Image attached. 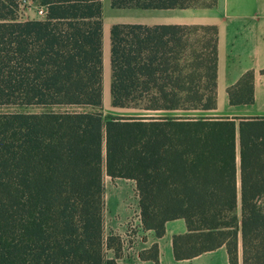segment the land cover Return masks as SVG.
<instances>
[{
  "label": "trees",
  "instance_id": "1",
  "mask_svg": "<svg viewBox=\"0 0 264 264\" xmlns=\"http://www.w3.org/2000/svg\"><path fill=\"white\" fill-rule=\"evenodd\" d=\"M33 1L44 14L19 19L17 0H0V264H139L118 254L120 234L103 236V174L133 181L142 229L184 220L174 259L223 245L228 264H264V116L213 113L216 26L110 24V105L126 112L104 115L100 0ZM226 94L250 103L252 70ZM136 256L157 264L156 244Z\"/></svg>",
  "mask_w": 264,
  "mask_h": 264
},
{
  "label": "crops",
  "instance_id": "2",
  "mask_svg": "<svg viewBox=\"0 0 264 264\" xmlns=\"http://www.w3.org/2000/svg\"><path fill=\"white\" fill-rule=\"evenodd\" d=\"M138 9L146 11L144 13L150 17L147 20L123 22L214 24L216 75L213 113L229 116H264V0H215L210 6ZM248 69L252 70V101L228 103L226 88ZM136 216L138 218V213ZM139 228L141 230L138 232L142 235L140 248L145 249L155 243L157 264H228L223 245L188 258L174 259L171 236L186 230L181 217L166 220L160 236H155L150 229H142L140 226ZM114 229L116 233L123 231L121 224L114 226ZM132 259L139 264H152L151 260L139 259L136 255H132Z\"/></svg>",
  "mask_w": 264,
  "mask_h": 264
},
{
  "label": "rangeland",
  "instance_id": "3",
  "mask_svg": "<svg viewBox=\"0 0 264 264\" xmlns=\"http://www.w3.org/2000/svg\"><path fill=\"white\" fill-rule=\"evenodd\" d=\"M207 2L208 0H202ZM101 3V103L99 110L102 114H116L126 112L124 108H114L110 105L109 84V62H108V29L110 24L115 22L131 21L136 19L147 20L148 15L142 9L132 7H111L109 0H100ZM38 4L33 0H17L16 17L19 19L37 18L40 15L36 12ZM53 109H63L64 107L53 106ZM90 106H68L66 109H91ZM10 109L9 106L0 105V111ZM29 111H39L41 106H29ZM235 161L237 163V154ZM104 185V206L103 215V236L117 234L114 226L121 224L123 231L120 234V248L117 251L120 257L131 258L136 255L141 246V230L137 221V199L133 188V183L129 179L120 177H110L103 174ZM126 212V216H124ZM105 254L112 255L111 248L105 249Z\"/></svg>",
  "mask_w": 264,
  "mask_h": 264
},
{
  "label": "built area",
  "instance_id": "4",
  "mask_svg": "<svg viewBox=\"0 0 264 264\" xmlns=\"http://www.w3.org/2000/svg\"><path fill=\"white\" fill-rule=\"evenodd\" d=\"M36 12H37L40 16H42V15L44 14V12H45L44 6H43V5H38L37 8H36ZM122 238H123V236H122ZM122 238H121V239H122Z\"/></svg>",
  "mask_w": 264,
  "mask_h": 264
}]
</instances>
